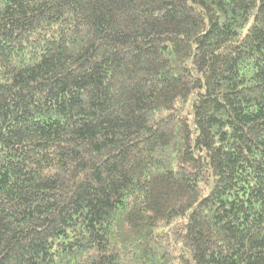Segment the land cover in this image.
<instances>
[{
  "label": "trees",
  "instance_id": "16d2710c",
  "mask_svg": "<svg viewBox=\"0 0 264 264\" xmlns=\"http://www.w3.org/2000/svg\"><path fill=\"white\" fill-rule=\"evenodd\" d=\"M0 264H264V0H0Z\"/></svg>",
  "mask_w": 264,
  "mask_h": 264
}]
</instances>
